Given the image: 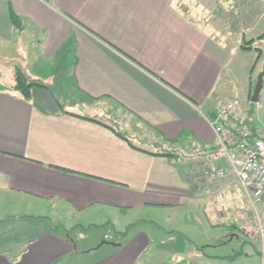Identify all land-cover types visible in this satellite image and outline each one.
Returning a JSON list of instances; mask_svg holds the SVG:
<instances>
[{"label": "crops", "instance_id": "obj_1", "mask_svg": "<svg viewBox=\"0 0 264 264\" xmlns=\"http://www.w3.org/2000/svg\"><path fill=\"white\" fill-rule=\"evenodd\" d=\"M11 4L22 28L10 19ZM263 20L264 0H0V60L9 65L0 86L14 85L21 62L14 47L28 60L20 36L31 29L68 93L65 102L36 76L29 79L46 87L32 88L29 99L0 88V264L76 256L87 264H158L168 256L194 264L159 220L172 222L196 200L203 171L133 149L87 118L111 123L114 110L158 145L217 147L210 121L236 101L217 93L232 77L228 58L247 51L249 39H264L256 31ZM241 117L235 110L230 120ZM218 158L226 164L221 151ZM65 229L81 233L74 239ZM235 238L233 253L204 254L210 264H264L259 244L240 233L225 244Z\"/></svg>", "mask_w": 264, "mask_h": 264}, {"label": "rangeland", "instance_id": "obj_2", "mask_svg": "<svg viewBox=\"0 0 264 264\" xmlns=\"http://www.w3.org/2000/svg\"><path fill=\"white\" fill-rule=\"evenodd\" d=\"M256 31H263L261 33H264V20ZM254 40L255 42L251 45V49L229 56L230 65L227 72L230 73L231 70L232 77L230 81H225V84L219 83L217 93L222 97V102L224 103L235 99L237 105L234 111L238 110V112H241V118H249L256 131L264 134V85L258 103L251 102V96L258 76L264 70V39L261 41ZM42 41L43 36L41 33L27 29L25 35L20 36V42L28 60L24 61L23 54H18L15 47L11 55L19 57L18 59L21 62H16V65H19L28 77L32 78L31 76H36L34 79L49 85L53 93L59 95L66 102L67 100L63 96H68V93L64 89V83L60 81L59 72L56 74L53 72L56 66L51 65L46 60V62L44 61V52L40 49ZM7 69H9L8 62L0 60V83L7 81L4 77V73L8 71ZM65 105L67 109L77 113L89 116L93 115L77 105L70 103ZM132 120H124L122 115L112 110L108 121L116 124H119L118 122L122 123L123 132L132 137L136 145L148 151H160L172 148L173 145H158V142L153 140L148 130L139 126L138 123L134 124L135 128L134 126L131 128L130 125L133 124ZM185 152L191 153L193 152V148L186 147ZM220 161L219 158L214 161L209 159L205 164V168L220 166ZM194 181L196 182V180ZM199 184L202 186L198 187L195 201H189L187 205L175 211L172 222L159 221H161L164 227H169L173 230L170 234L173 240L172 243H175L177 238L179 239L176 250L181 252V256L188 258L194 264H210L213 263V260L209 261L204 256L205 253L208 255L233 253L236 251V238L233 239L231 244L227 245L225 244V240L227 238L230 240L235 236L236 232L240 233L244 239L246 238L242 227L248 226L249 220L246 221V216L248 217L249 205L242 187L236 180L219 181L207 186L201 179ZM232 225L238 228L235 230L231 227ZM102 226L91 228V230H95L94 232L96 233L103 232L104 227ZM79 233L81 232L71 230L70 236L77 239ZM107 235L111 236V234ZM110 241H114V238ZM88 261L87 257L81 258L76 256L74 259L69 257L62 264H87ZM158 264H170L169 256L162 259V261H158Z\"/></svg>", "mask_w": 264, "mask_h": 264}, {"label": "built area", "instance_id": "obj_3", "mask_svg": "<svg viewBox=\"0 0 264 264\" xmlns=\"http://www.w3.org/2000/svg\"><path fill=\"white\" fill-rule=\"evenodd\" d=\"M236 105V101L224 105L210 121L226 164L205 168L202 181L207 186L224 180L240 183L249 205L248 226L242 230L246 240L259 244L264 261V134L257 133L247 118L236 124L230 120Z\"/></svg>", "mask_w": 264, "mask_h": 264}, {"label": "trees", "instance_id": "obj_4", "mask_svg": "<svg viewBox=\"0 0 264 264\" xmlns=\"http://www.w3.org/2000/svg\"><path fill=\"white\" fill-rule=\"evenodd\" d=\"M9 15H10V19H11L12 23L16 27L22 28V20H21L20 16L17 14V12L15 11V9L13 8L12 4L9 5ZM262 37H264V36H261L260 38H262ZM252 42L253 41L247 42L246 44L243 45V48L244 49H251V47H252L251 43ZM14 81L15 82H14L13 86H11V87L0 86V88L3 90L12 89V90L19 91L25 99L30 98V93H31L32 88H34V87H46L45 84H43L39 81L29 79V77L26 75L25 71L19 65H16L14 67ZM87 119L99 122V123L103 124L104 126L110 128L118 137L124 139L133 149H136L138 151H142V152L154 155V156L167 157V158L174 160L176 162H179V163H188L191 166L192 171H194V172L198 169L200 171H203L205 169L206 162H208L209 156L211 159L215 160L216 157L218 156L219 152H220V149L217 146V147H212L211 149L206 148V147H192L193 152L188 153V152H185V148L188 146L184 145L182 142H180V140L173 141L172 142L173 146L170 149H163V150L154 151V152L148 151V150L141 148L140 146L136 145L133 141V138L130 137L125 132H123V129L120 127L119 124H116L113 122L105 123L102 120H97L94 118H87ZM247 120L249 121V123L252 124V121L249 118H247ZM257 133H259V132H257ZM186 135H187V133L185 132V134H183V136H181V138H185ZM185 139H187V138H185ZM216 154H217V156H216ZM231 227L234 228L235 230L238 228L235 225H232ZM73 229H71V230H73ZM57 230H56V228L53 229V231H57ZM71 230L65 229L64 232H65V234H70ZM114 233H115V235L118 234L120 236H123V235L125 236V234L127 233V230H125L124 232H114ZM111 243H114L117 245L116 242H111ZM237 255H239V254L236 253L235 256H233L232 258L237 257ZM169 262H170V264H187L186 261L177 262L175 259H172V258H169ZM188 264H192V263H188Z\"/></svg>", "mask_w": 264, "mask_h": 264}, {"label": "water", "instance_id": "obj_5", "mask_svg": "<svg viewBox=\"0 0 264 264\" xmlns=\"http://www.w3.org/2000/svg\"><path fill=\"white\" fill-rule=\"evenodd\" d=\"M263 85H264V70L258 76L256 86H255L253 94L251 96V102L252 103H258L259 96H260L261 90L263 88ZM107 243L108 242H104V244H107ZM109 244L116 245L114 243H109Z\"/></svg>", "mask_w": 264, "mask_h": 264}]
</instances>
